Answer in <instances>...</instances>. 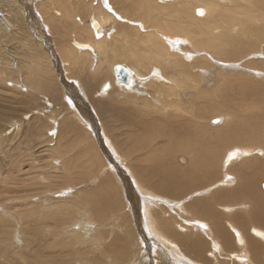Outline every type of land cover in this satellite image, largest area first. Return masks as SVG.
I'll return each instance as SVG.
<instances>
[{
  "label": "rangeland",
  "instance_id": "obj_1",
  "mask_svg": "<svg viewBox=\"0 0 264 264\" xmlns=\"http://www.w3.org/2000/svg\"><path fill=\"white\" fill-rule=\"evenodd\" d=\"M101 1L0 0V264H194L191 259L206 264H247V257L238 262L240 244L215 248L211 234L190 225L194 218H199L198 225L213 222L204 214L211 203L215 211L227 214L220 215V222L225 221L222 225L228 226L232 220L242 231L232 217L243 213L250 226L247 212L254 203L243 199L239 207L223 211L221 204L236 206L234 201L241 197L231 196L223 202L214 195L240 183L242 176L230 170L242 163L244 176L250 175L255 184L253 196L264 193V155L260 154L264 143L250 156L258 159L255 167L248 157H227L225 162L227 150L250 143L244 136L234 143H222L214 160L218 172L211 173V179L196 178L195 184L187 181V187L175 194L166 192L163 183L167 178L150 177L148 167L153 162L146 156L148 148H162L167 143L169 124L194 116L185 110H190L195 98L204 110L195 116L197 125L206 129L213 143H220L216 133L236 120L229 109L239 107L244 86L264 85V72L260 71L264 68V0H218L216 8L202 15L195 12L197 0L191 5L184 0H107L104 6ZM236 3L243 7L239 9ZM111 9L126 19L110 14ZM95 14L110 16L97 34L90 25ZM156 24L166 30L171 26L167 31L172 37L167 38L168 33ZM205 39L238 55L223 56L213 45L199 44ZM77 40L98 43L96 52L80 51ZM155 41H161L163 50L171 55L158 57L162 49ZM123 52L128 56L123 57ZM115 62L131 64L130 69L142 72L135 75L131 89L116 82ZM183 67L189 69L190 77L181 73ZM253 70H259L261 78L250 72ZM170 71L182 78L173 87L181 93L178 96H166L169 90L157 91L151 84L156 78L163 81L158 74L164 77ZM111 80H115L114 87L102 92V85ZM167 83L173 85L171 79ZM197 91L200 96L195 95ZM178 105L187 108L177 116ZM260 106H264V97ZM253 110L261 114L259 108ZM78 111L81 115L77 116ZM213 118L220 121L213 122ZM238 123L247 128L243 121ZM106 136L118 153L105 142ZM260 138L263 142L264 131ZM187 158L189 161L174 158V166L187 167L191 164ZM254 174L256 178L251 177ZM185 178L176 177L175 182ZM217 182L221 185L201 194ZM147 201H152V211L171 221L187 238L185 242L168 234L159 219H147ZM152 225L178 242L179 250L162 242ZM230 232L238 234L235 228ZM199 241L206 243L204 250Z\"/></svg>",
  "mask_w": 264,
  "mask_h": 264
},
{
  "label": "bare ground",
  "instance_id": "obj_2",
  "mask_svg": "<svg viewBox=\"0 0 264 264\" xmlns=\"http://www.w3.org/2000/svg\"><path fill=\"white\" fill-rule=\"evenodd\" d=\"M175 1L177 2L179 0H164V3H166V2H175ZM184 1L188 5H191L192 4V2H191L192 0H184ZM197 1H198V3L194 7V9H195V12L197 11V13H199L201 15H202L203 12H204V14H206V12H210V10H213L218 5V0H197ZM101 2H102L101 4L103 6L106 5V4L108 5V1L107 0L106 1L104 0V2L103 1H101ZM199 2H201V4ZM229 2H231V1L229 0ZM236 4H239V3H236ZM230 7L233 8L234 6L233 7L230 6ZM230 7L227 6V8H230ZM242 7L243 6L240 5L239 6V9L242 8ZM149 8H151V6ZM197 8H199V9H197ZM111 11L109 10V13L110 14H114V16L117 15V17L118 16L119 17L121 16V18L123 20V17L124 16L122 14H118V12L115 11V9H111ZM174 11H175V9H174ZM198 17H202V16L198 15ZM109 18H110L109 15H103L102 16V14H95L94 17L92 18L91 24H90L91 25V28L93 30V31L92 30L91 31L93 33L97 34V32L102 29L101 27L104 26V23H106L109 20ZM193 18L194 19H198L195 15H193ZM129 22H131L133 24L134 23H137V22L131 21V20H129ZM137 24L142 25V23L141 24L140 23H137ZM156 26L159 27L160 25L156 24ZM243 26H245V25H243ZM169 27L172 28L171 26H168V29H169ZM161 28L164 29V32L166 31L168 33V31H167L168 29L166 30L163 27H161ZM143 29H145V28H143ZM169 31H170V29H169ZM152 32H153V30H152ZM224 33L225 32H223V34ZM167 35L165 34V36H167V38H171L172 37V34L170 32ZM218 36H219V34H218ZM95 38L98 40L99 39V35L98 36L95 35ZM100 38H101V35H100ZM150 38H152V37H149L147 39H150ZM214 38H215V36L213 37V39ZM185 39H184V41H185ZM215 40H216V38H215ZM218 40H223V36L221 37V39H220V37H218ZM92 41H93V39H92ZM231 41H232V39H231ZM74 42H76V41H74ZM98 42H100V40ZM141 42L143 43V41H141ZM211 42L208 39H205V40L199 41V44H202L203 43V44H205L207 46H212L214 43H211ZM95 43L88 42V41L77 40L76 45H77V47H78V49L80 51H86V52L93 51L95 53L96 52ZM102 43H103V41H102ZM159 43H160L159 47H161V41ZM159 43H158V41H155V44L158 45ZM96 44H98V43H96ZM134 44H136V43H134ZM232 44H234V42ZM162 47H161L162 50H159V52H158L159 53V56L158 57L165 56V55L170 56L171 54L170 53H167L166 52L167 51L166 49L163 50L164 48H162ZM213 47L216 48L215 51L217 53H220L223 56L233 57L234 54L232 55L231 52H235V51H230V52L229 51H224V50H227V47H222V45L220 43L217 44V45H213ZM236 48H238V47L236 46ZM101 49H103V48H101ZM124 52H126V51H124ZM124 52L121 55L123 57H127L128 55H125ZM148 52H147V54H148ZM152 52L154 54L155 51L152 50ZM239 52L240 51H238V49H237V53H239ZM147 54H146L145 57H147ZM235 54H236V52H235ZM237 55L238 54H236L234 56H237ZM149 56L150 55H148V57ZM151 57L152 56H150L149 59H151ZM142 58L143 57L140 56V58L138 59L141 63L143 61ZM154 60L156 61V59H154ZM165 60H167V59H165ZM117 63L118 62H115V63L112 64V68H113L114 75L116 74V70L114 69V66ZM120 63L122 64V62H120ZM127 64H129V63H127ZM122 65L126 66L125 64H122ZM128 66H126L128 68V70H129V77H128L127 83L118 82L116 75H115V78H116V82L118 84L123 85L126 89H131L132 88V85H133V83L135 81L134 80L135 75H137V73L142 74V72L136 70L137 71V73H136L135 71H133L132 69L129 68L131 66V64H130L129 67ZM135 66H137V68H139V65H135ZM135 69H136V67H135ZM155 69H157V68H154L153 69L154 72H157V73L160 72L159 70H155ZM138 70H140V69H138ZM259 70H257V71L256 70H253V71H250V72L251 73H254V75H256L259 78H261L260 75H259V73H260ZM260 71L264 72V68L262 70H260ZM175 72L174 71L173 72L170 71L164 77L162 75L158 74L159 79L161 78V79H164V80L162 81V80H158L156 78L155 79L156 81L154 80L155 82L154 81L151 82L152 86H154V88H156L157 91L159 89H163V88L166 89V90H169V91H165L164 90L165 92H167V94H165L166 96H172V95H177L178 96V95H180L181 93L174 91L175 89L173 87H176L175 84H177V86H179L178 80H180V79L182 80V78H181V76L178 73H175ZM181 73L182 74L189 75V77H190V71L187 68H184L183 67ZM193 75H194V73H193ZM169 78L173 81V85L168 87L166 85L168 84L167 82L170 81ZM263 78H264V76H263ZM114 82H115V80H111V81L106 82L104 85H102V89H103L102 92H105L104 89L105 90H111L112 87H114ZM258 83H260V82H258ZM209 84H211V83H207L206 85L208 87H210ZM190 87H191V85H190ZM200 91H201V94H204V95L206 94L205 89L204 90L201 89ZM200 91H197L195 93V95L196 96H198V95L200 96V94H199ZM160 92H162V91H160ZM243 94L244 95H243V98H242V101H241L239 107L237 109L235 107H232V108L229 109V110L232 111L231 114L233 115V117H236V120H234L233 123H229V125L227 127L225 126L226 128H224L222 130H219V131L217 130L218 132L216 133V140L218 142H220V143H213V141L210 138L212 136H207L206 135V132H205L206 129H204L203 127L197 125V120H196L195 116L196 115H199L201 111L204 113V110L200 109L201 107L198 106V104H200V103L197 104V100L195 98L192 101V103H191V106L189 108L190 110H188L187 107H184L182 109L179 105L177 106L178 107L177 108V111H179V113L177 114V116L179 114L181 115L182 110H184L185 108H187V110H185V111H188L191 114L193 113L194 116L186 117V119L181 120L178 124H176L175 122L173 124L172 123L169 124L170 125L169 126L170 127V130H169V133H168V136H167V143H165L162 148L161 147H158L156 149L153 148V149L150 150V148L147 149V146H145L146 149H147V152H148L147 153V156H146L147 157V160L149 162L150 161L153 162L148 167V169H149L148 170V174L150 175V177L162 176L164 178H167V181H165V183H163V186H166V189H168L166 191L167 193H173V194L177 193L179 190H182L185 186L187 187V181H192L193 183L195 181L197 182L196 178H199L200 176H201L200 178H208V179L210 178L211 179L212 178L211 177V173H216V171L218 172V170H217V168L215 166L216 164L214 165V160L216 161V158L218 156V153H217L218 146L219 145L221 146L222 143L230 144V143L237 142L239 139H241L240 138L241 136H242V138L244 136V139H248V141L250 143L249 144L246 143L247 145H242L241 144V145L232 147L229 151L227 150V153H226V161L225 160L224 161L227 163L228 158H230V157L233 158L235 156H237V158L240 156V159L241 160L248 157L249 158L248 160H253L251 162L252 167H255V164L258 162V159H257V157H255L253 159V157H250V156L253 155V153H255V152L258 151V149H257L258 146H260L262 143H264V141L262 142L261 141V138H260V132L261 131L262 132L264 131V106H260V103H261V101H262V99L264 97V85L255 84L254 83L253 86H244ZM65 98L67 99V101H70V103L72 104V106L75 107L74 102L72 100H70L71 98L69 96L66 95ZM197 98H199V97H197ZM171 101L172 102H170V104L172 105L173 100H171ZM164 105H166V103ZM254 108H257V109L259 108L260 109L259 111H261V114L258 115V113L257 114H256V112L254 113V110H253ZM165 109H166V107H165ZM206 109H207V107L205 108V110ZM226 110H228V109H226ZM78 115H81L79 113V111L77 112V116ZM182 118H180V119H182ZM215 119H217V121H220V118H213V122H214ZM81 120L79 119V121L84 122L85 125L87 124L86 126L88 128H90L88 126L89 124L85 121L84 118H82ZM240 121H243L244 123H246L247 124V128L246 127H242L243 124L241 125V123H238ZM236 123H238V124H236ZM232 125L233 126L235 125V126L232 127ZM229 126H230V128H229ZM240 133H242V135H240ZM209 135H211V134H209ZM106 138L107 139H106L105 142H109L111 144V146H112L111 139H109L107 136H106ZM262 146H263V149L261 150L262 153H260V154L261 155H264V144ZM112 147H110V148H112ZM113 149L116 151V149L114 147H113ZM162 151L164 152V155L161 153ZM180 151L183 152V154L184 153L185 154L186 153H189L188 156L191 159V161H190L191 164H188L187 167H184L182 169L176 168L174 166V158H180L181 161H184V159L187 160V161H189V160L187 158L188 156L185 157L187 154L185 156L177 155V153L180 152ZM116 153H118V152L116 151ZM155 163L158 164V165L155 166ZM244 163L246 164V162H244ZM257 167H258V165H257ZM235 168H237V169H235ZM235 168H232L230 170L231 173L232 172H237V173H239L242 176V180L240 181V183L237 182L236 183L237 185L235 184L237 188L235 187V188L230 189V190H228V189L227 190L222 189L220 191H217L214 196H218L217 197L218 200L224 199L223 202H227V201H225V199L231 198V196L238 195V196L241 197V199L234 201V203L237 204L236 206H230V204H229V206H228V204H226V205L221 204L219 207L223 211L231 210L234 207L235 208L236 207H239L240 205H242L244 203V202H242L243 199L248 204L249 203H251V204L254 203V206L255 207H250V210L247 212L248 215L251 217L250 218V223H249L250 226H247L248 223H247V217H246L245 214H243V213H235V214H233V217H232V219L237 224L241 225L240 228H241L242 231H245V233H242V231H240L234 225L233 221L230 218L231 222H227L226 221L227 224H229L228 225L229 228L231 230H232V228H235V230L238 231V234L236 236L234 234H231L232 232H230V229L228 228V226L222 225L225 221H223V219H222L223 223L220 222L221 221L220 215L227 216V214H225L224 212H219L218 210L215 211L212 208V204L211 203H207V206L208 207L206 208V211H205L204 214L207 217H209L210 220L212 219L213 222H210L209 221V224L207 222H201L202 224L201 225H198V224H196V221H198L199 218H194L193 219V222H192V225H190V226H193V229L194 230L195 229L196 230H199V231H201L203 234H205L207 236L211 234L212 235V239H211L212 241H211V243L213 244V246L215 248L216 247H221V249L223 250L224 247L225 248H228V247L231 248V247H233L235 245V242H236L237 246H238V244H240L241 245L240 251H237L238 254H236V255H238V257H237L238 262L240 260H242V259H245V257H247V258H249L247 264H264V202H262V199H264V196H262V195L264 193L262 195H260V197L253 196L254 190H251V188H253V186L255 184H253V182L249 179L250 178V175L249 176L248 175L247 176H244L245 166L242 163V165H238L237 167L235 166ZM257 173H259V171H257L256 174ZM256 174L252 175L251 177L256 178ZM180 176H185L186 177L185 178L186 180L180 181L181 183L175 182V178L176 177H180ZM214 176H216V175H214ZM218 183L219 182L214 183V184L208 186L206 188L207 190L206 189H203V192L201 194H204L205 192H209L211 190H214L215 188H217L218 185H221V183H219V184ZM262 184H263L262 186H264V182ZM193 186H197V184L196 185H193ZM229 186H231V185H229ZM152 187H158V184L152 183ZM255 192H256V195H258L257 194V191H255ZM197 193H199V192H197ZM198 195H200V193ZM173 197H175V195H173ZM253 197H254V201H253ZM167 199H172V198H167ZM196 202L197 201H195L194 203H196ZM151 205H153L152 204V201H147V203L144 204V213H145V215H146V213L149 215V218L147 217V219L148 220H153L154 218L156 220L159 219L162 223L165 224L166 232L168 234H171V235L175 236L181 242H185L187 238L184 237L183 235H181L175 229V227L171 224L172 223L171 221H169V220L167 221V220L162 219L161 217H159V215H157L154 211H152V209H150V206ZM179 207H183V205H181ZM242 208L245 209L246 207H242ZM98 218L100 219V217H98ZM226 219H229V218H226ZM256 222L261 223V224L257 223L260 226H258L256 224L255 225H252V223H256ZM176 226H179L180 229H183L182 228L183 225L176 224ZM151 228H152L153 231H155L154 232L155 235H157L161 239L162 242L168 243L171 246L172 249H174V246H176V248H177V245H175V244L176 243L178 244V242H176V241L168 238L167 236H165L154 225H152ZM190 242L193 244L192 241H190ZM198 243L200 245V249L201 250H204V246L206 245V243H204L203 241H199ZM116 248L120 251V248L119 247H116ZM114 250H116V249H114ZM178 250L176 252H178L180 254L181 251H178ZM217 251H218V248H217ZM242 251L245 253V256L242 255ZM240 252H241V254H239ZM150 261H153V260L151 259ZM190 261H192L194 264H206L205 262L202 263V262H200L198 260H194V259H191ZM223 263L224 262L220 263V261H219V264H223ZM153 264H155V263L153 262ZM239 264H241V263L239 262Z\"/></svg>",
  "mask_w": 264,
  "mask_h": 264
},
{
  "label": "water",
  "instance_id": "obj_3",
  "mask_svg": "<svg viewBox=\"0 0 264 264\" xmlns=\"http://www.w3.org/2000/svg\"><path fill=\"white\" fill-rule=\"evenodd\" d=\"M114 69L116 70V77L118 82L127 83L128 77H129V70L126 66L117 63L114 66Z\"/></svg>",
  "mask_w": 264,
  "mask_h": 264
}]
</instances>
